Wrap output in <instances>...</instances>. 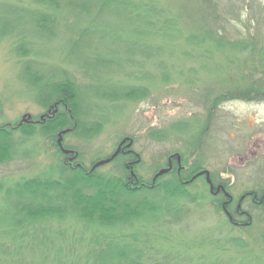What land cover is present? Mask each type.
Returning a JSON list of instances; mask_svg holds the SVG:
<instances>
[{
    "label": "trees",
    "instance_id": "16d2710c",
    "mask_svg": "<svg viewBox=\"0 0 264 264\" xmlns=\"http://www.w3.org/2000/svg\"><path fill=\"white\" fill-rule=\"evenodd\" d=\"M26 1L27 4L0 1V8L8 13L6 19H0V41L18 34L19 41L13 49L23 56L32 53L28 39L56 38L65 28L69 36L75 37L68 56H83L84 62L76 67L67 56L62 57L72 65L70 68L34 58L23 61L22 77L27 89L47 112L45 116H49L45 122L22 126L0 124V164L35 158L39 154L35 148L36 136L45 133L51 134L59 157L56 164L36 175L0 180V264H171L167 257L156 258L159 252L148 242V229L154 231L159 224L181 223L188 216L184 205L198 203L206 197L203 193L193 195L188 190L203 179L210 191L205 175L193 179L203 170L200 163L183 164L178 173L174 158L173 168L153 183L157 171L168 166L167 160L150 178H143L137 172L134 177L128 161H135L137 157L131 152H121L109 162L119 163L118 172L103 173L100 167L92 170L102 159L98 158L90 169L83 167L80 164L83 151L65 139L95 138L110 122L111 112L117 111L123 102L138 101L149 95L146 86L136 87L113 79V70L123 62L115 56L114 48L105 53L102 46L93 47L97 44L95 39H102L107 33L101 28L107 21L105 17L115 15L127 22L136 36L146 37L148 41L142 39L143 42L134 43L126 51L152 62L161 61L159 56L166 49L155 38L173 37V34L176 39L180 38L179 22L175 16L166 17V9L158 6V0ZM213 34L210 29H202L190 34L188 37L192 38L186 41L200 49L212 46L215 50L243 52V38L227 42L226 38ZM204 44L209 46L203 47ZM88 49L92 51L90 55H86ZM160 65L164 81L170 83L172 77L163 62ZM261 75L264 78V73ZM255 86L256 83L250 84L253 93L264 90V85ZM263 97L264 93L258 98ZM191 127L189 121L182 120L168 129L153 130L150 136L165 142L174 134L189 132ZM63 130H67L63 134L67 153L57 143L58 134ZM140 164L141 161L135 164L134 170ZM210 175L213 183L219 181L213 173ZM253 189L264 192V186ZM210 197L217 212L227 217L221 208L225 197H215L211 192ZM234 213L231 212L235 219ZM228 222L231 223L229 219ZM235 244L242 245V242ZM76 245L80 249L73 247Z\"/></svg>",
    "mask_w": 264,
    "mask_h": 264
},
{
    "label": "rangeland",
    "instance_id": "374dc122",
    "mask_svg": "<svg viewBox=\"0 0 264 264\" xmlns=\"http://www.w3.org/2000/svg\"><path fill=\"white\" fill-rule=\"evenodd\" d=\"M158 2L159 7L162 5L166 9V17L175 16L182 33L178 39L174 34L173 37L155 38L166 48L159 56L161 61L152 62L126 51L134 43L148 39L136 36L127 22L115 15L105 17L107 21L102 25L106 27L101 28L107 33L102 39L96 38L97 44H93V47L102 46L105 53L114 48L117 51L115 56L122 58L121 66L113 70L114 80L136 87L146 86L149 95L138 101L123 102L117 111L111 112L110 122L95 138L82 141L70 136L65 139L66 143L83 151L80 164L87 169L98 158L111 156L123 138L132 137V148L141 157V164L135 172L143 178H150L158 166L168 161V155L179 152L183 154L182 165L200 163L203 170L210 171L218 180H226L235 199L244 190L262 188L264 97H258L264 90L260 94L253 93L250 84L256 83L258 88L264 85V78L260 73L243 70L245 66H256L255 59L251 57L255 48L243 46L242 52L215 50L209 44L202 45L209 46L208 50L194 47L186 40L192 38L188 37L190 34L199 33L202 29H210L213 35L226 38L227 42L241 39L247 35L248 29H251L249 35L262 33L264 38V0ZM7 14L4 8H0V19H6ZM69 35L64 28L56 38L28 39L32 53H24L23 56L13 49L19 41L18 34L0 41V124L20 123L25 114H30L31 120L23 125L30 124L40 121L41 116L47 113L33 100L23 80L21 67L23 61L34 58L72 68L62 58L66 56L79 67L84 62L83 56H68L75 40ZM91 53L90 49L86 50V55ZM162 62L172 77L170 83L164 81L163 70L160 69ZM256 95L258 97L253 101L249 100ZM182 120L193 126L189 132L174 134L165 142L151 138L153 130L168 129ZM36 138L35 148L39 154L29 161L1 163L0 180L9 176L30 177L56 164L59 156L53 148L51 134ZM118 164L106 163L99 169L103 173L118 172ZM188 190L193 195L203 193L206 197L198 203L184 205L188 216L181 223L159 224L154 231L148 229V242L159 252L156 258L167 257L171 264H264L262 212L253 210L255 217L250 226H235L222 212H217L203 179L196 181ZM239 241L242 245L235 244ZM69 242L72 243L70 238ZM73 247L80 249L77 245Z\"/></svg>",
    "mask_w": 264,
    "mask_h": 264
},
{
    "label": "flooded vegetation",
    "instance_id": "af4514ba",
    "mask_svg": "<svg viewBox=\"0 0 264 264\" xmlns=\"http://www.w3.org/2000/svg\"><path fill=\"white\" fill-rule=\"evenodd\" d=\"M253 25V24H250ZM248 33L251 32V29H248ZM247 35L242 36L243 46L246 47V49L255 48V54H251V57L255 59L256 66H245L243 67V70H247V72H256L263 74L264 73V38H262V33H259L257 35ZM245 40V41H244ZM250 41V42H249ZM262 53V54H261ZM256 96L251 97L249 100H254ZM43 116V121L47 118L45 117V114ZM46 116H49L48 114ZM41 121V120H40ZM126 151V148L124 146L122 147ZM135 155V153H133ZM71 158V157H70ZM174 161V158L172 159V162ZM130 164L133 162L132 160H129ZM214 188L211 191L213 196L220 197L223 195L225 199L221 201V208L223 209L224 213L227 215L229 221L235 225V226H249L253 223L254 219V212L253 210H258L262 212L264 209V192L257 191L253 188L244 190L243 194L240 195V197L237 199L234 198V196L229 191V183L222 181H218L217 183H213ZM225 192H227L230 196L227 197ZM231 212H235V219L232 216Z\"/></svg>",
    "mask_w": 264,
    "mask_h": 264
},
{
    "label": "water",
    "instance_id": "95a60500",
    "mask_svg": "<svg viewBox=\"0 0 264 264\" xmlns=\"http://www.w3.org/2000/svg\"><path fill=\"white\" fill-rule=\"evenodd\" d=\"M43 118V117H42ZM31 119V115L30 114H25L23 115V118L21 120V122L19 123L20 125H22L24 122H28L29 120ZM67 132V130H63L62 132H60L58 134L59 138H58V145L59 147L61 148V150L65 153L68 152V150L64 149V146H63V134H65ZM128 141V143H126ZM125 144V147H127L129 150L127 152H131L132 150L130 149L133 145V139L128 137V138H124L119 146L117 147L116 151L109 157V158H106V159H102L98 162H96L93 167H92V170H94L96 167H99L101 165H104L106 163H109L110 161H112L121 151H122V146ZM75 156H77V153L75 154ZM138 156V159L134 162V163H138L140 161V158H139V155L137 154ZM173 157H176V161H177V164H178V173L181 171L182 169V156L181 154L179 153H176V154H173L169 157V164H168V167H163L161 169H159V171L155 174L154 178H153V183L156 181V179L166 173H168L172 168H173V163H172V158ZM131 174L132 176H136L135 172H134V169L132 168L131 169ZM201 175H205L206 177V180L207 182L209 183L210 187H211V190H213L214 186H213V183H212V180H211V177H210V172L208 170H203L199 173H197L194 177V178H197ZM192 179V180H193ZM226 196L229 197L230 195L225 192Z\"/></svg>",
    "mask_w": 264,
    "mask_h": 264
}]
</instances>
